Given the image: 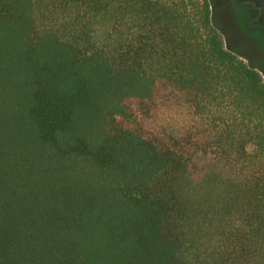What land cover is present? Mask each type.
I'll use <instances>...</instances> for the list:
<instances>
[{"label": "trees", "instance_id": "1", "mask_svg": "<svg viewBox=\"0 0 264 264\" xmlns=\"http://www.w3.org/2000/svg\"><path fill=\"white\" fill-rule=\"evenodd\" d=\"M66 1L73 40L0 0V264H264V78L210 0Z\"/></svg>", "mask_w": 264, "mask_h": 264}, {"label": "rangeland", "instance_id": "2", "mask_svg": "<svg viewBox=\"0 0 264 264\" xmlns=\"http://www.w3.org/2000/svg\"><path fill=\"white\" fill-rule=\"evenodd\" d=\"M212 22L225 47L264 78V0H210ZM66 0H45L35 18L36 34L56 31L73 40L81 30L80 17ZM125 32V29H122ZM101 43L98 36L93 41Z\"/></svg>", "mask_w": 264, "mask_h": 264}]
</instances>
